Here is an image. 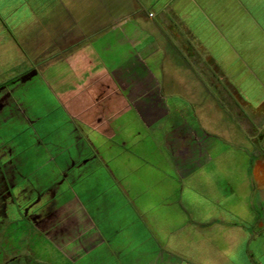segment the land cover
Here are the masks:
<instances>
[{"label":"crops","instance_id":"obj_1","mask_svg":"<svg viewBox=\"0 0 264 264\" xmlns=\"http://www.w3.org/2000/svg\"><path fill=\"white\" fill-rule=\"evenodd\" d=\"M261 13L264 0H0V197L19 198L25 213L36 214L33 217L39 222L38 228L52 229L51 236L68 235L69 230L78 228L81 217L83 223L88 218L80 205L76 206L82 215L77 216V207L72 199H64L69 196L62 192L76 187L82 193L91 192L98 185L80 184L86 178L84 173H73V167L91 160L82 153L85 148L107 147V141L120 128L117 119L125 113L144 118L154 117L160 110L159 115L165 116L161 111H168L166 105L156 102L164 91L171 92L167 86L183 84L181 100H190L188 94L194 95V91L184 86L211 84L213 89L206 86L196 99H206L207 107L220 111L223 107L216 89L223 85V91L228 92L225 101L232 102L238 120L226 114L230 123L214 133L216 129L204 128L200 119L205 118L203 105L198 115L206 134L199 137L201 148L209 147L206 141L214 148L222 133L243 136L247 149H256L248 163H254L252 181L259 188L249 198L250 214L246 218L217 216L207 225L199 222L211 219H190L185 224L200 230H210L213 225L235 230L230 247L235 248L240 239L249 245L240 254L242 264H264ZM162 53L166 63L157 56ZM156 69L181 70L183 76L168 72L161 81L153 71ZM206 79L210 81L205 83ZM125 182V187H118L124 194L121 198H125L124 189H137ZM104 196L100 206L105 204L112 210L106 211L102 222H96L97 232H89L85 246L95 245L93 239L99 236L100 245L107 250L105 256L114 258L115 264L121 259L124 262L123 252L129 246L138 252L132 259L135 263L141 253H152L155 255L148 260L160 264L165 261L163 254L169 253L183 254V264H239L214 245L213 237L196 238L208 243L211 259L206 263L201 248L186 255L174 249V242L167 244L170 250L158 243L157 253L146 246L152 239H160L156 230L139 235L140 220L125 222V205L136 213L142 209L126 199ZM8 212L5 208L4 213ZM42 214L50 216L44 218ZM116 215L125 222L123 226L110 224ZM131 221L134 225L129 237L122 232ZM141 244L142 250L138 249ZM80 258L68 253L62 259L76 262Z\"/></svg>","mask_w":264,"mask_h":264},{"label":"rangeland","instance_id":"obj_2","mask_svg":"<svg viewBox=\"0 0 264 264\" xmlns=\"http://www.w3.org/2000/svg\"><path fill=\"white\" fill-rule=\"evenodd\" d=\"M254 7L262 8L260 5ZM260 18H264V13L260 14ZM256 33L253 32V35ZM126 55L125 53V59ZM138 55L141 59L143 58V54ZM170 55L173 56V54ZM157 56H160L161 62L168 61L163 53ZM188 56L190 57V54ZM164 57H166L165 60ZM204 61L202 60L203 63ZM206 64L204 65L207 66ZM153 71L161 81H164L162 78L164 73L175 72L177 76L180 73L182 75L181 70L156 69ZM178 80L183 82V78ZM207 81L210 80L206 79L205 83ZM206 86L209 89L214 87L211 84L184 86L194 91V95L188 94L190 100H181L183 84L167 86L171 92L164 91L161 100L156 102L157 105H166L168 111H161L166 113L165 116L159 115L160 110L156 116L144 118L132 117L131 113H125L117 119L120 128L114 137L107 141V147L85 148L82 151L91 160L80 167H73V173H84L82 176L86 178L82 179L80 184H86L92 188L95 183L98 185L91 192L83 191L82 193L76 187L71 192L66 190L62 193H65L64 196H69L64 199H72V204L83 208V216L88 218L86 223L82 222L81 217L77 224L78 228L69 230L68 235L47 237L35 227V223L26 222L18 214H12V221L0 223V253L9 254L8 257L22 254L20 264H115L114 258L105 256L107 250L104 245H100L99 236L93 239L95 245L85 246L87 242L85 238L88 239L89 236L90 239L89 232H97L94 226L96 222H102V216L107 215L106 211L109 213L112 210L109 206L107 210L105 204L100 206L101 195L106 194V196L118 197L119 200L126 199L128 200L126 202H132L140 207V210L142 209L140 213H136L132 206L125 205L123 207L125 222L134 220L135 224L136 219L140 220L139 235L156 230L160 239H152L146 246L156 249L157 253L160 251L158 243L162 244L160 247L166 246L168 250L167 244L174 242V249L181 250L186 255H193L192 251L195 248H201L200 250L205 253L206 263L211 259V256H208L210 251L207 252L208 243L206 241L201 243L197 239L202 236L205 239L213 237L214 239L211 238V240L214 245H218L221 252L227 257L236 259V263L242 264L240 254L247 251L249 245L240 239L235 248L230 247V240L236 237L233 236L235 230L219 225H213L210 230H200L191 224H185L186 220H209L217 216L246 218L250 214L249 198L254 195V190L256 192L259 188L254 186L252 181L254 163L252 165L248 163V158L256 155V149L254 147L247 149V142L244 141L243 136L235 133V136L228 137V134L222 133L221 139L215 141L214 148H211L212 145L208 141L205 144L209 147L201 148L202 141H199V137L203 135L206 137V134L203 133L201 128L203 123L199 122L198 115L203 105H205L203 110L205 118L202 120L200 117V119L204 122V128L216 129L212 130L214 133L230 123L226 114L233 120H238L237 115L233 113L235 108L232 102L225 101L228 92L223 91V85L216 89L223 107L220 111L213 110L211 106L207 107L209 103L206 99L203 100L204 102L196 99L200 91L205 92ZM164 87L166 86H163V90ZM251 104L254 106V102ZM122 140L125 144L120 145ZM158 178L162 179L155 180ZM168 178L173 179L168 181L166 180ZM125 181H128L130 185H136L137 189L133 192L127 188L124 189L125 198H121L119 196L124 194L119 193L118 187L120 185L125 187ZM179 198L183 200V210L174 202ZM75 199L78 200L76 203ZM75 211L77 216L82 215L80 207L75 208ZM115 217L116 219L110 224L123 226L125 222L121 221L118 215L111 218ZM133 222L131 221V225L126 226L122 233L132 236ZM111 236L114 237L112 234ZM94 237L96 236H92ZM88 247L87 251L85 248ZM143 247L141 244L138 249L142 250ZM128 248L129 250L123 252L124 262L121 259L119 264H151L153 262L148 259L155 254L141 253L140 257L138 256L139 261L135 263L132 259L137 251H133L131 246ZM68 253L73 256L81 255L83 259L80 258L76 262L63 260V256L65 257ZM163 257L165 261L160 264H183V254L165 253Z\"/></svg>","mask_w":264,"mask_h":264},{"label":"flooded vegetation","instance_id":"obj_3","mask_svg":"<svg viewBox=\"0 0 264 264\" xmlns=\"http://www.w3.org/2000/svg\"><path fill=\"white\" fill-rule=\"evenodd\" d=\"M8 210L7 214L4 213V210ZM12 214H18L20 218L22 217L23 219L26 220V222L30 221L32 223H35V227L43 232L47 237L51 235L52 229L51 228H38L37 225L39 222H36L34 217L36 214H27L24 212L22 207L19 204V198L16 197H0V223H5V221H12L13 217ZM44 218H47L50 216V214H42ZM25 217V218H24ZM41 221V220H40ZM42 222V221H41ZM1 227V226H0ZM4 237V236H2ZM9 254L6 253H0V264H20V259L22 258V254L16 255V256H10L8 257ZM32 261V260H31ZM37 264V263H36Z\"/></svg>","mask_w":264,"mask_h":264},{"label":"trees","instance_id":"obj_4","mask_svg":"<svg viewBox=\"0 0 264 264\" xmlns=\"http://www.w3.org/2000/svg\"><path fill=\"white\" fill-rule=\"evenodd\" d=\"M177 191H179V190H177ZM177 202H178V208H181L182 210H183V202H182V199H175ZM212 221H214V219L212 220H209V221H206V222H199V224H201V225H207L208 223H210V222H212Z\"/></svg>","mask_w":264,"mask_h":264}]
</instances>
